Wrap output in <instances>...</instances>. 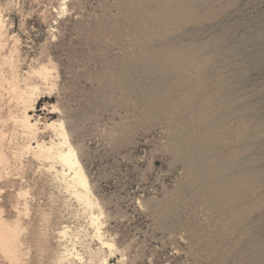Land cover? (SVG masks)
<instances>
[{"label": "rangeland", "instance_id": "1", "mask_svg": "<svg viewBox=\"0 0 264 264\" xmlns=\"http://www.w3.org/2000/svg\"><path fill=\"white\" fill-rule=\"evenodd\" d=\"M162 1L0 0V221L17 238L15 254L0 238V264H239L264 233L263 186L251 217L213 215L181 157L193 134L185 121L204 129L219 117V146L264 168V0H203L198 16L169 17ZM183 43L205 52L177 78L141 67ZM214 87L245 119L212 113L219 100L202 101ZM190 92L197 117L183 102ZM37 143L51 153L35 154ZM66 148L88 191L54 155ZM224 216L239 221L230 235Z\"/></svg>", "mask_w": 264, "mask_h": 264}, {"label": "bare ground", "instance_id": "2", "mask_svg": "<svg viewBox=\"0 0 264 264\" xmlns=\"http://www.w3.org/2000/svg\"><path fill=\"white\" fill-rule=\"evenodd\" d=\"M202 1L203 0H166L165 3L162 1L164 3V5L162 3V8L165 7L166 9H168V8L173 9V11H172L173 14L172 13L168 14L167 15L168 17L172 16L174 14H179L178 12H180V11H182V13H180V15H183V16L184 15L185 16L186 15H195V14L198 16V14L196 13V9L199 7L198 5ZM160 3L161 2H159V6H160ZM141 9L143 11H146V12L152 11L150 7H148V6L146 7L143 5H142ZM192 17L195 18L196 16H192ZM201 18H202L201 21H203L202 15H201ZM180 19H181V17H180ZM195 20H197V19H195ZM197 21H200V19L198 18ZM209 43L210 42H208V44ZM209 45H212V44L210 43ZM214 45H215V43H214ZM210 48H211V46H210ZM215 48H213V49H215ZM204 49H205L204 46H199L196 44H184L183 43V44H179V45H171V47L164 49L162 51L151 52L150 56L155 61V64L153 62H151L150 60L144 59L143 61H141L140 65L142 68L149 71V74H152V72L153 73H161V74L170 73L175 78H177V73H178V70L181 68L182 63H184L185 60H188V61L198 60L197 58H199L203 54L202 52L203 51L205 52ZM204 54H206V53H204ZM205 56L203 55L202 56L203 59H200L201 63L205 59H209L208 57H205ZM207 56H208V52H207ZM206 61H208V60H206ZM202 66H203V64H202ZM160 77H162V76H160ZM221 80L222 79H220V78H219V80L216 79L215 83L218 84ZM127 85L130 87L133 85V83L130 80H127ZM213 86H215V84ZM10 87H11V85H10ZM216 87H217V85H216ZM216 87L212 88V91L209 93V95L207 97H205L203 99L202 102L204 104H207L208 102H210L211 99H218L219 103H217V104L215 103L216 105L213 104L216 107L213 109L209 108L212 110V113L216 112V114H217L219 110H222V111L224 110L226 112V113H224V117H231L234 115L236 117H239L240 119H245V115L247 116V114H245V110L247 108L242 109L241 107L236 106V105H233V106L227 105L226 101L221 99V92L219 91L220 89H218ZM16 92H18V91L16 90ZM15 95H17V93ZM195 97L196 96L192 92H190V93L185 95V97L183 98L184 99L183 102L184 103L187 102L186 104H188L189 106L192 107L191 110L193 113H195L193 116L197 117V108L193 105ZM22 99H23V97H22ZM218 100H216V101L218 102ZM172 104H173V102H172ZM209 109H208V111H209ZM159 112H161V111H159ZM162 112H163V109H162ZM216 117L217 116L215 115V118ZM218 118H216L217 120L212 121L210 124H209V122L207 125L205 124L207 128H204V129L203 128L202 129L196 128V126L194 124V117L185 121V124H186L185 129L190 130L193 134H192V138L190 137L191 139L190 138H189L190 140L188 139L189 143L187 145L185 144V146H186L185 149H181V154H182L181 157L187 163L191 175H193V173H198L199 177L201 178V180H202L201 183H199V184L196 183V185L198 184V186H196V192L195 193L203 196V198L205 199L206 205L208 206L209 210L212 212L211 214L215 215V214L219 213L220 215H222V212H223L222 210H223V208H225L230 213H234V214L238 213L242 216V218L244 217L243 219H245V217L248 218V216H250L249 215V208L247 207L249 199L254 198L256 196L257 187H262V186L264 187V168L258 169L257 172H255V170H254L255 161L254 160H249V161L247 160V162H243L242 158H241L242 162L240 164H236V162L240 161V159L238 158V155L231 154L229 151V148H227L225 145L219 146L217 141L213 138V136H211V133H213V131L216 129V127L220 123ZM21 124L29 131L37 130V129H35L36 123L33 122L32 117L28 114L24 115ZM202 126H203V124H202ZM222 127H223V125H222ZM182 136H185V135L182 134L180 136V142H179L180 146H178L180 148H181L180 143L185 141L183 139L184 137H182ZM61 146H62V144H61ZM59 147H60V145H59ZM32 149L34 150L35 154L37 153L40 156L51 153L50 152L51 148L46 147L44 144L42 145L41 143L40 144L37 143ZM72 152H73L72 148L71 149L66 148V151H63L62 149H57V151L54 153V155L65 166V169L67 168L68 171L71 173V176H69V178L71 177V183L77 184V185L85 188L88 184L86 174L84 172L83 167L79 164V162H78L79 160L76 159L77 156L75 158L74 154ZM244 156H246V155H244ZM262 167H264V166L262 165ZM196 177H195V179H196ZM81 189H83V188H81ZM84 190L88 191L87 187L85 189H83V191ZM81 197H82V195H81ZM89 203H90V201H89ZM91 206H93V205H91ZM255 219H253V222L256 221ZM260 221H261V219H259L258 222H260ZM95 222L96 221H94V223ZM227 222H229V221H227L226 217L224 216V217H222V224L220 223V225H223ZM237 222L239 223V221L237 219H233L231 217L230 222H229V227H230L229 228V235H230V233L232 234L234 232V230L236 229L235 225H237ZM249 222H250V220H249ZM262 223H263V221H262ZM230 224H231V226H230ZM217 233H219V232H217ZM224 234L221 237H223L224 239L225 238L227 239V237L229 235L225 236ZM244 235L248 236V238L250 237L249 233H247V235L246 234H244ZM2 237H4L6 239V243L8 242L10 244L9 246H6V249L11 254H15L16 243H17L16 232L14 230H11L7 225H5L4 223H2L0 221V238H2ZM234 238H236V237H234ZM230 243L232 244V242H230ZM105 245L109 246V247L112 246L111 243H105ZM237 258L239 259V264H261L262 260L264 259V233L263 232H261L259 234L253 233L251 235L250 240H249V247L243 251L238 252ZM105 264H109V263H106V261H105Z\"/></svg>", "mask_w": 264, "mask_h": 264}]
</instances>
